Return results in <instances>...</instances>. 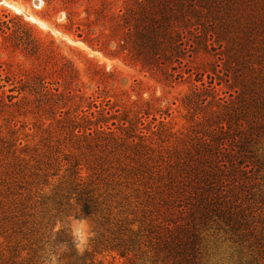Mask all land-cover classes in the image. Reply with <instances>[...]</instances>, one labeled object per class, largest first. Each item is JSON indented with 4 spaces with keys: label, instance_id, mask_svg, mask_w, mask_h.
<instances>
[{
    "label": "trees",
    "instance_id": "obj_1",
    "mask_svg": "<svg viewBox=\"0 0 264 264\" xmlns=\"http://www.w3.org/2000/svg\"><path fill=\"white\" fill-rule=\"evenodd\" d=\"M239 2L136 0L122 16V49L165 71L214 44L222 27L210 15L234 14L221 21L231 23L232 31L223 28L230 44L219 45L241 65L236 94L230 102L214 96L206 116L190 111L186 131L174 130L169 113L149 101L121 111L110 98L52 88L41 74L33 101L18 98L19 90L7 102L0 94L4 105L26 106L35 117L32 126L14 122L0 133V238L14 248L0 264L26 248L21 237L30 232L41 233V242L71 244L64 230L46 233L52 220L71 215L97 219L109 234L100 240L105 250L129 261L147 254L150 264H264V190L253 188L250 176L252 165L262 164L256 148L264 138V52L257 49L264 28ZM27 255L26 264H37L36 251Z\"/></svg>",
    "mask_w": 264,
    "mask_h": 264
},
{
    "label": "rangeland",
    "instance_id": "obj_2",
    "mask_svg": "<svg viewBox=\"0 0 264 264\" xmlns=\"http://www.w3.org/2000/svg\"><path fill=\"white\" fill-rule=\"evenodd\" d=\"M255 1L259 9L242 0L235 5L246 8L252 15L251 22L264 28V0ZM135 6L136 0H0V94L4 102H7L6 95H17L18 90L21 92L18 98L33 101L36 94L31 88H36V77L41 74L52 83V88H71L98 102L110 98L111 104H118L121 111L149 101L169 113L166 121H170L174 130L186 131L191 125L193 109L200 116H206L214 96L228 102L233 100L234 77L242 69L222 52L224 45L230 42L226 41L228 34L221 21L230 20L234 14L222 19L219 12L222 9H219L210 15L212 18L208 19L216 22V28L222 27L213 34L212 28L208 29L214 44L208 50L189 56L187 52L180 63H168L167 69L162 71L128 56L121 47L128 37L122 27V16L127 8ZM226 28L231 30V23ZM237 31L235 34L241 37V29ZM255 39L260 41L258 36ZM263 49L258 45V52H264ZM109 50L114 57L105 53ZM173 65L175 69L171 70ZM12 88L14 90L10 91ZM188 101L193 103L187 105ZM29 104L32 106L31 102ZM86 104L83 103L84 109H87ZM27 109L24 106L19 110L0 102V133H7L14 122L19 128L25 124L32 126L35 117ZM43 122L47 126L51 120L43 119ZM256 149L262 164L252 165V187L264 190V138ZM60 230L72 237L71 244L52 245L48 238L41 242V233L30 232L27 239L21 237L26 248H16V257L9 264L14 261L26 264L27 252L33 250L37 264H150L147 254H139L129 261L105 250L100 240L109 234L102 232L104 228L99 227L97 219L64 216L52 220L46 233ZM2 241L0 238V256L4 254L2 259L6 260L8 252H13L14 248ZM211 244L212 241L209 246ZM226 248L223 246L222 252L226 253Z\"/></svg>",
    "mask_w": 264,
    "mask_h": 264
}]
</instances>
